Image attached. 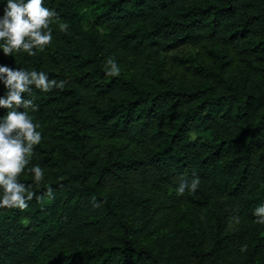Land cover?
<instances>
[{
  "label": "trees",
  "instance_id": "trees-1",
  "mask_svg": "<svg viewBox=\"0 0 264 264\" xmlns=\"http://www.w3.org/2000/svg\"><path fill=\"white\" fill-rule=\"evenodd\" d=\"M43 3L51 43L0 48L64 82L22 94L42 140L27 208L0 207V264H264V0Z\"/></svg>",
  "mask_w": 264,
  "mask_h": 264
},
{
  "label": "clouds",
  "instance_id": "clouds-1",
  "mask_svg": "<svg viewBox=\"0 0 264 264\" xmlns=\"http://www.w3.org/2000/svg\"><path fill=\"white\" fill-rule=\"evenodd\" d=\"M57 18V13L44 7L43 0H6L4 14L0 17V45L3 53L8 56L14 51L26 52L29 56L35 55L33 49L43 50L51 43L52 34L49 30L50 22ZM61 31H66L68 25L60 23ZM108 75H119L120 69L116 62L109 58ZM0 81L7 89L0 98V108L8 109L6 117L0 120V207L27 208L26 201H30L34 193L18 182L17 177L29 164L33 155L34 146L42 140L39 125L33 123L30 112L38 110L33 100L22 99V94H31L30 86L49 92L53 88H63L64 82L57 83L49 80L44 72L27 71L0 66ZM24 111H17V108ZM34 179L39 183L43 178V170L39 166L31 168ZM199 185V178H194L190 185L181 183L177 189L178 195H183L185 189L195 191ZM52 189L49 187L48 195ZM254 215L259 217L257 223L264 224V205L258 207ZM238 222V218H237Z\"/></svg>",
  "mask_w": 264,
  "mask_h": 264
}]
</instances>
